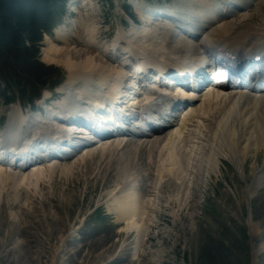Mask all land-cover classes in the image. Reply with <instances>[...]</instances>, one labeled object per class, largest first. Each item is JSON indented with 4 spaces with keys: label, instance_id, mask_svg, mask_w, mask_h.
Listing matches in <instances>:
<instances>
[{
    "label": "rangeland",
    "instance_id": "obj_1",
    "mask_svg": "<svg viewBox=\"0 0 264 264\" xmlns=\"http://www.w3.org/2000/svg\"><path fill=\"white\" fill-rule=\"evenodd\" d=\"M73 1L68 3V16L63 18L65 25L63 28L68 29L70 33L69 42L66 44L53 37L54 42L60 47L71 46L70 48H77L82 52L98 45L106 49L113 58H119L121 62L127 58L121 55L127 50L123 47L127 44L119 43L120 52L117 55L112 54L114 52L112 45L118 33L130 39L133 23L131 24L128 16L131 13L142 25H138L141 26L139 34H136L138 37L131 40H139L142 37L139 42L143 44L150 37L149 34V37L146 33L141 34L143 30H147L146 25H149V20L144 17L147 14L138 15L132 2L135 7L136 2H145L157 10L166 6L164 9L161 8L164 11L181 0H113V5L109 9L112 12L110 11L107 17L103 15L104 7L101 0H84L87 9L80 8L79 4ZM124 2L129 4L130 14L124 10ZM157 5L160 7H156ZM148 7L147 11L152 13ZM259 15H264V5L257 17ZM254 19L257 20L255 17ZM80 21L84 22L83 26ZM85 25L97 27L93 45L89 44L91 37L88 36ZM236 41L237 39L234 43ZM74 55L73 61H81L79 54ZM43 57L41 55L40 59L44 64L55 67L56 73L60 71L58 75L62 72L67 77L69 73L64 65L48 64ZM111 65L115 66L110 63L109 66ZM77 86L82 89L84 82L80 81ZM214 93L204 95V101L200 103V118L203 115L204 117L196 125L192 122L189 128L191 131L188 134V144L193 143L197 156L200 155V151L194 142L203 144L201 148L205 155L209 145L207 141L203 142L202 138L209 141L213 137L217 132L216 118L234 103L236 96L228 92L220 95ZM57 97L55 95L56 99ZM8 110L9 106H0L1 130L7 127H5L7 116L9 119L13 111L10 110L8 115ZM198 125L204 129L202 131L208 138L205 135L201 137L203 134H200ZM192 134H195V137ZM192 137L197 140H192ZM156 149L151 154L152 160H148L151 152L149 149L143 152L134 148L128 151L121 150L123 153L116 151V156L111 157L109 164L103 163L105 154H97L96 162H87L86 166H80L74 175L66 176L60 171L52 181L44 180L41 188L34 194L27 195L22 191L19 200L7 197V193L4 192L0 197V264H253V248L264 242V179L250 198L247 195V186L253 182L256 174L264 171V150L250 155L243 167L244 175L238 173L233 162L224 158L221 160L223 163L219 165L220 171L211 172L210 175L204 172L199 175L191 173L192 167L188 164V169L191 167V170L187 169L186 177L190 184L188 192L191 200L188 206L185 204L187 209L185 205L180 209L179 204L172 203L175 197L171 196L175 192L183 193L185 189L183 184L175 180L178 177L162 182L157 189L153 211L149 214L152 221L147 226V236L140 244L138 241L140 231L135 228L126 231V223L118 221L116 214L110 210V194L117 186L123 185L128 171H134L136 161L133 160L139 156L141 160L137 161L148 168V171H143L142 187L144 186L145 195L151 196L155 191L156 166L159 161L155 158H158L159 153L157 150L155 156ZM195 154L192 158H196ZM119 161L121 163L118 164ZM190 164L196 166L195 161ZM142 168L144 170L143 165ZM141 172L137 171L136 176L141 175ZM141 178L142 175L139 177L142 181ZM95 210L94 215H91ZM100 212H103L102 219L97 217ZM250 216L252 220L248 222ZM257 257L256 264H264V251Z\"/></svg>",
    "mask_w": 264,
    "mask_h": 264
},
{
    "label": "bare ground",
    "instance_id": "obj_2",
    "mask_svg": "<svg viewBox=\"0 0 264 264\" xmlns=\"http://www.w3.org/2000/svg\"><path fill=\"white\" fill-rule=\"evenodd\" d=\"M135 4L136 7L133 3L138 13L143 15L147 14L149 20V25H146L148 27L147 30H143L141 34L146 33L150 37L148 36L149 38L146 39V45L145 43L142 44L139 42L142 40V37L139 40H131L134 37L137 38L138 36L136 34H139V29L141 30V26L139 27L133 22L130 39L128 40L121 33H118L114 40L115 43L112 45L114 47L112 54L117 55L119 43L125 42L127 44V50L122 52L121 55L127 56V58L131 56L138 61L137 67L135 66L136 70H140L145 62L153 63L155 66L161 68L165 65H177L174 61L181 60L186 55L191 62L196 59L201 65L207 63L214 65L215 62L221 65L220 58L217 57V55H221L218 50L221 47H227L229 45H231L230 48L237 47L245 51L248 55L251 53L264 54V15L257 17L260 10H262L264 0H213L211 3L205 0H181L179 3L175 2L174 5L169 6V8L167 7L168 9L164 11L162 9H150L152 13L147 11L148 6H144L139 2ZM162 13L170 17L164 16ZM80 23L82 26L84 25V22L80 21ZM85 29H87L88 36L91 37L89 44L93 45L96 40L97 27H87L85 25ZM69 36V33L62 37L58 35V39L68 44ZM123 38L124 40L121 41ZM229 39L232 41H229ZM236 39L237 41L234 43ZM46 40L48 45L43 49L44 61L48 64L64 65L69 73L70 78H67L66 83L61 88V91L65 92L66 96L64 95L65 97L62 103H57L58 108H60L59 112L48 110L46 115H43L44 117L39 115L38 112L26 115L23 111L21 112L18 106L11 109L13 111L10 113L7 127L3 131L0 130V197L5 192L8 195L7 197L19 200L21 199L22 191L27 195L34 194L41 188L44 180L48 182L52 181L54 176L60 171L61 173H65L66 176H72L80 166H86L87 162H96L97 154H105L106 157L103 163L108 164L111 162V157H114L118 151H123V149L128 151L133 147L137 150L142 144L143 146L140 152L146 151L147 149L151 151L148 160L153 159V156L151 159V154L155 148H157L156 152L159 150L158 158L160 159L168 156L169 160H171L175 154L177 155V162L173 158V165L162 166L160 161H158L155 191L151 196L145 195L144 186L141 187L142 181L139 179L141 175L137 177V171L135 169L131 172L128 171L123 185L117 186L110 194V210L116 214L118 221L126 223V231L134 228L140 231L138 241L142 244L147 236V226L152 221L149 214L155 206L157 189L166 177H171V179L178 177V179H174L180 182L181 185L183 184L185 188L183 193L175 192L171 196V198L173 196L175 197L172 203L179 204L180 209H182L191 200L188 192L190 190V184L186 177L188 176L187 169L190 165L192 167L191 173L193 172L199 175L204 172L210 175L211 172L216 173L220 171L219 165L223 163L221 160L224 158L233 162L238 173L244 175L243 167L250 155L261 149L264 150V75L260 74L257 76V79L261 81L247 86L244 90L241 89L245 87L223 88L229 94L235 92L236 96H234V103L222 115L216 118V120L218 119L217 132L214 133L213 137L209 141L202 138L203 142L205 140L209 145L205 155H203L201 148L202 143L198 141L194 142L200 151V155L198 156L195 154L194 146H192L193 143L188 144V134L191 131H189L191 126L189 121H194L195 123H193L196 125L204 117L203 115L200 118L201 104L198 107H193L196 111L194 119H190L192 109L191 112L185 110L180 118L174 116L169 118L167 122L168 128L163 130V132L169 130L166 132L167 134L165 133V136H162V133H159L158 136H146L147 140L145 144L143 143L144 137L140 138L134 144L130 143L123 146L127 141L125 138L114 140L116 136L114 138L106 134L108 138L101 143H97L92 140L93 138L89 134L88 137L91 140L87 141L83 139L77 140V134H69L67 136L69 137L70 146L82 145L80 149L74 150L73 153L71 152V155L65 156L64 159L60 158L58 154L52 155L47 147L48 145L44 141L45 139L51 140L64 131L62 129L64 122L56 119L55 115L66 119L68 114H73V116L78 117L80 112L84 116L87 114L86 111H92L90 118L91 122L95 123L100 118L98 115L102 113L94 109L101 106L100 104L104 103L107 99L116 97L119 92H122L125 93V97L123 99L118 98L116 104H124L132 100L126 103L125 107L129 108L132 106L133 109L136 103L134 96L137 92L139 93L140 89L131 90L129 86H126L130 85L129 81L124 82V79L128 76V72L124 71L125 69L121 66L119 58H114V60L109 58L110 56H108L107 50L103 47L97 45L93 46V50L89 48L91 52L89 49L83 50L82 52V50L77 48H70L71 46L65 47V43L63 44L65 48H63L48 38ZM89 44H87L88 47ZM74 54H79L81 61H73L72 55ZM110 63L115 66L112 67L111 65L110 67ZM79 80H83L85 84L84 88L73 89L74 84ZM93 81L96 82L95 87L91 85ZM125 86L126 91H123L122 88ZM62 109L65 111V116L61 112ZM98 112L99 114H97ZM48 120L49 122H46ZM198 127L200 134H203L201 137H204L203 128L201 129L199 125ZM113 129L120 130L117 127H112L110 130ZM107 133H110V131ZM195 134H192V136ZM62 136L64 137L65 135L63 134L59 137V142H62ZM150 137L152 139H149ZM194 137H192V140H197ZM206 137L208 138V136ZM39 139L41 140L39 141ZM40 146H44L41 150H45V153L41 151L40 154L31 156L35 152V149ZM69 150V147L64 148V151ZM53 151L59 152L57 149ZM194 154L196 158H192ZM100 158L102 159V157ZM66 161L69 164H65ZM192 161H195L196 166L190 164ZM43 163L46 164L41 166ZM117 163L119 164L121 162L119 161ZM112 167L114 166L112 165ZM191 167L188 171L191 170ZM106 168L108 167L106 166ZM145 169L148 171V168ZM261 173L256 174L253 182L247 186V195L249 198L251 194L256 192L257 187L263 183L264 171ZM251 220L252 218L250 216L248 222H251ZM253 250L254 263L256 264L258 254L264 251V242L254 246Z\"/></svg>",
    "mask_w": 264,
    "mask_h": 264
},
{
    "label": "trees",
    "instance_id": "obj_3",
    "mask_svg": "<svg viewBox=\"0 0 264 264\" xmlns=\"http://www.w3.org/2000/svg\"><path fill=\"white\" fill-rule=\"evenodd\" d=\"M63 1L0 0V95L6 102L13 99L1 91L2 83L32 101L46 85V78L56 76L59 81L60 76L37 58L42 32L55 24V16L63 12Z\"/></svg>",
    "mask_w": 264,
    "mask_h": 264
}]
</instances>
